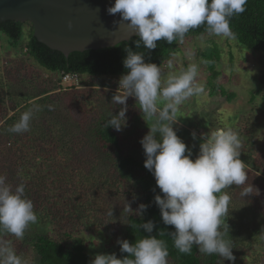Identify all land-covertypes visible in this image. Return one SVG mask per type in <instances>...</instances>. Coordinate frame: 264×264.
Returning a JSON list of instances; mask_svg holds the SVG:
<instances>
[{
    "label": "trees",
    "instance_id": "16d2710c",
    "mask_svg": "<svg viewBox=\"0 0 264 264\" xmlns=\"http://www.w3.org/2000/svg\"><path fill=\"white\" fill-rule=\"evenodd\" d=\"M245 8L244 13L230 21L235 39L251 52H264V0H248ZM25 24L30 31L27 41L20 46V55L29 56L39 67L59 76L51 85H35L23 91L24 71L20 62L14 74L7 76L12 77L7 89L10 114H0V175L6 176V183L13 189L20 184L25 186V195L32 200L38 217L20 241L21 250H31L32 264H91L93 258L80 235L86 228L107 232L116 240H128L130 245L142 237L155 236L167 245L168 264H222L216 255L200 254L196 246L190 254L180 253L173 246L168 233L174 228L163 224L154 202L156 195L163 194L152 174L143 167L146 157L139 141L149 128L136 99L129 97L126 105H117L112 102L117 91L104 83L90 89H79L71 83L62 86L66 74L79 77L127 74L122 63L127 55L125 49L141 52L145 63L161 67L177 53L179 41L167 44L160 40L155 49L147 50L142 44L136 47L139 37L134 36L114 47L65 56L38 42L28 22H2L0 34L8 38L10 45H17ZM204 33L207 32L201 26L190 30L185 38ZM200 56L207 72L208 95L233 100L235 94L219 82L217 47L207 46ZM261 82L264 84V74ZM17 92L20 93L15 98ZM122 107L127 108L126 127L119 132L105 128L109 113L116 115ZM36 108L39 110L34 111L29 131L21 134L8 131L22 113ZM252 120L251 124L232 130L242 142L239 159L245 164L246 184L258 188L260 194L242 199V186L233 185L225 190L232 197L226 223L235 260H224L223 264H240L246 248L248 255L264 248V131L259 135L256 115ZM227 128L231 127H222ZM176 132L195 160L203 142L201 138L196 136L193 140L190 131L184 128ZM140 204L147 205V209L138 216L135 213ZM126 205L133 214L125 211ZM111 210L112 217L107 214ZM149 220L154 223L151 234L139 228ZM2 238L15 239L11 235ZM126 256L119 247L117 258Z\"/></svg>",
    "mask_w": 264,
    "mask_h": 264
},
{
    "label": "clouds",
    "instance_id": "9594fccd",
    "mask_svg": "<svg viewBox=\"0 0 264 264\" xmlns=\"http://www.w3.org/2000/svg\"><path fill=\"white\" fill-rule=\"evenodd\" d=\"M247 2L115 0L114 5L107 8V13H119L120 21L126 22L139 37L137 48L142 44L145 49L153 50L160 40L167 44L173 41L183 43L190 30L201 26L209 36L234 39L230 21L246 11ZM67 28L71 30V22ZM125 51L127 55L122 63L128 71L119 79V88L112 102L126 105L127 99L134 97L143 120L149 122L148 133L139 141L146 157L143 167L152 174L156 187L163 194L156 195L154 202L163 224L174 228L168 233L173 246L184 254H190L196 246L200 254L216 255L222 264L224 260L234 261L226 223L232 197L225 190L233 185L242 186V199L260 194L258 188L246 184L245 164L239 159L242 146L239 134L231 128L201 134L203 142L199 145V154L195 160L191 159V149L178 137L173 125L177 122L180 106L204 91L198 81V64L189 63L178 72L170 71L165 79L160 66L145 63L143 53ZM193 55L188 53L190 60ZM167 67L173 69L171 61ZM49 108L51 110V106ZM38 110L22 113L8 131L16 134L29 131L34 111ZM126 111L127 108L122 107L116 115L110 112L104 127L121 131L127 124ZM191 136L196 139L195 132ZM6 180V176L0 175V264H27L17 255L11 242L2 236L23 239L26 230L37 222L38 217L32 200L25 195V186L20 184L13 189ZM146 209L147 205L140 204L135 214L139 216ZM125 211L132 213L129 205ZM107 214L112 217V210ZM139 228L151 234L154 223L149 220ZM117 244L128 256L118 259L114 253L97 254L91 264H168L167 245L155 236L142 237L131 245L128 240L118 239Z\"/></svg>",
    "mask_w": 264,
    "mask_h": 264
},
{
    "label": "rangeland",
    "instance_id": "374dc122",
    "mask_svg": "<svg viewBox=\"0 0 264 264\" xmlns=\"http://www.w3.org/2000/svg\"><path fill=\"white\" fill-rule=\"evenodd\" d=\"M29 31L30 26L25 24L24 33L17 45L14 46L10 45L5 35L0 34V114L3 112L10 114L11 104L7 99V89H10L8 83H11L12 77L7 78V76L11 73L14 74L20 62H22L24 71L21 82L24 85L23 91L35 85H51L59 77L57 73L39 67L29 56L20 55V46L27 41ZM209 45L216 46L220 52L216 69L220 74L219 82L221 85L227 91L235 94V98L231 101L208 95L206 89L207 72L200 52ZM177 50V53L161 66L163 78L166 79L170 71L178 72L186 68L189 63H197L199 66L198 81L203 85L204 91L199 95H194L180 106L177 122L173 125L174 130L188 129L190 133L195 132L196 136L201 138V134L222 129L223 126L231 127V129L233 127H245L246 124H251L254 121L252 119L256 115L260 121L255 120L257 126L260 127L259 135H261L264 131V84L261 82V76L264 74V52H251L239 44L235 38L226 39L209 36L207 33L186 37L183 43H178ZM189 52L194 54L191 60L188 56ZM12 61L16 62L11 64ZM169 61L173 64L171 70L167 67ZM120 78L121 76H81L77 87L79 89L99 88L98 85L104 83V85L106 84L118 91ZM68 85L67 82L62 83L63 87H68ZM19 93L15 94V98ZM251 99L254 100L251 101ZM107 234V232L96 231L91 228H86L80 233L86 241V246L93 259L97 254L114 253L117 257L119 253L117 240L114 236ZM52 235L54 236V233ZM97 240L100 241L99 244H97ZM20 241L21 239L15 237L14 240L10 241L11 246L27 264H32L31 250L29 248L21 250ZM240 264H264V248H260L249 255L248 248H246Z\"/></svg>",
    "mask_w": 264,
    "mask_h": 264
},
{
    "label": "water",
    "instance_id": "95a60500",
    "mask_svg": "<svg viewBox=\"0 0 264 264\" xmlns=\"http://www.w3.org/2000/svg\"><path fill=\"white\" fill-rule=\"evenodd\" d=\"M114 3L115 0H0V23L28 22L38 42L68 56L114 47L136 36L126 22L120 21L119 13H107Z\"/></svg>",
    "mask_w": 264,
    "mask_h": 264
},
{
    "label": "built area",
    "instance_id": "2783aa9c",
    "mask_svg": "<svg viewBox=\"0 0 264 264\" xmlns=\"http://www.w3.org/2000/svg\"><path fill=\"white\" fill-rule=\"evenodd\" d=\"M62 80L63 82L77 85L78 81L80 80V77L77 74H66L63 76Z\"/></svg>",
    "mask_w": 264,
    "mask_h": 264
}]
</instances>
